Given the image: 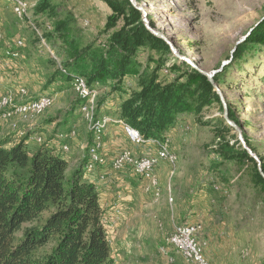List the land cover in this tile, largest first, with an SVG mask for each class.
<instances>
[{"label": "rangeland", "instance_id": "obj_1", "mask_svg": "<svg viewBox=\"0 0 264 264\" xmlns=\"http://www.w3.org/2000/svg\"><path fill=\"white\" fill-rule=\"evenodd\" d=\"M25 1L26 20H20L0 0V102L5 98L8 103L0 107V146L6 148L26 137L27 149L33 150L39 145L31 137L41 136L71 167L86 156L87 149L88 156L106 154L107 159L123 151L136 157L155 154L156 145H132L119 126L118 106L138 88V76L133 75L123 79L120 92L109 85L86 86L85 98H94L89 101H93L95 120L108 119L103 145L90 153L91 145L85 143L92 134L78 112L79 99L82 104L85 98L79 96L73 80L67 85L58 74L55 82H48L57 68L61 70L55 53L58 45L44 40L35 26L36 22L41 29H51L44 14L33 15L38 0ZM51 4L61 14H73L84 42L99 44L105 39L102 29L110 10L104 2L51 0ZM134 4L144 26L151 21L180 56L212 76L224 70L218 89L241 124V133L264 161V49L254 46L235 53L264 20V0H136ZM151 6L154 14L147 12ZM137 59L142 69L155 70L159 62L158 54L147 48L139 50ZM166 59L158 76L170 81L174 75L170 66H179V62L172 53ZM39 97L50 101L42 113L14 111ZM220 117L217 104H210L199 115L189 111L178 116L158 141L166 142L175 160L157 159L147 178L129 169L112 173L106 168L100 175L107 180L104 183L96 173L87 175L95 181L107 228L110 259L106 264H186L168 242L173 226L181 224L197 226L196 239L209 264H264V192L239 185L238 166L215 153L221 142L232 145L237 138L230 127L231 132H216ZM111 127L118 131L116 140L110 138ZM220 163L230 177L229 187L207 169ZM92 164L93 169L97 164V171H103L101 160ZM47 251L48 247L40 248L31 259L41 260Z\"/></svg>", "mask_w": 264, "mask_h": 264}, {"label": "trees", "instance_id": "obj_2", "mask_svg": "<svg viewBox=\"0 0 264 264\" xmlns=\"http://www.w3.org/2000/svg\"><path fill=\"white\" fill-rule=\"evenodd\" d=\"M100 1L106 4L110 14L102 29L105 39L99 44L84 42L78 36L73 14H61L51 0H38L33 6L34 16L44 14L51 23L48 30L41 29L35 22L41 37L58 45L55 53L61 70L57 68L48 82H55L59 74L67 85L73 80L75 88V78H79L89 89L109 85L120 92L126 76H138V88L119 104L117 117L136 130L144 141H160L178 116L189 111L199 115L210 104H217L221 112L216 132L221 135L231 132L222 118L220 99L207 78L176 60L179 66L172 65L169 69L174 73L172 80H160L158 72L164 67L166 57L171 55L168 46L146 29L140 12L129 0ZM148 26L155 28L151 21ZM244 42L236 47L235 53L254 46L264 49V20ZM142 48L158 54L155 70L142 69L137 59ZM50 61L55 64L53 59ZM223 76L222 69L212 77L219 88ZM78 104L79 112L80 99ZM226 104L228 119L242 130L231 106ZM39 137L42 143H37L39 146L33 150L27 149L26 137L10 148L0 146V264H106L110 259V247L99 192L95 181L85 178L95 173L100 176L105 171H97V164L92 172L86 170L89 149L74 168H69L59 150ZM242 137L255 154L243 132ZM60 153L65 154L61 148ZM215 153L238 166L236 180L239 185H252L257 187L256 193L264 192L261 175H264V161L256 156L260 172L256 161L237 138L232 145L221 142ZM207 169L229 187L230 177L222 163L211 164ZM97 179L103 183L107 181H101L98 176ZM43 247H48L43 259L32 260L33 253Z\"/></svg>", "mask_w": 264, "mask_h": 264}, {"label": "bare ground", "instance_id": "obj_3", "mask_svg": "<svg viewBox=\"0 0 264 264\" xmlns=\"http://www.w3.org/2000/svg\"><path fill=\"white\" fill-rule=\"evenodd\" d=\"M6 4L9 5L11 11L13 14L20 20L25 19L27 15V3L25 0H3ZM148 14H154L153 6L148 8ZM26 20V19H25ZM75 84H76V90L79 93V96L83 99L85 98V93H87L85 84L83 80L79 78H75ZM93 100L94 98L88 95V98H85V101L80 105L79 111L81 116L84 118L86 122H88L91 134H92V141L90 143V153H94L95 151L99 150L100 146L102 145V135L103 132L106 130V125L108 124V119L103 118L102 120H95V110H93ZM45 102V103H44ZM7 100L3 98L0 102V107H5L7 105ZM41 104H44L41 106ZM50 104L49 99L47 97H39L32 101H26L22 104H20L17 107H14V111H25L29 114H40L42 113ZM1 109V108H0ZM119 126L122 128L123 132L128 137L129 142L132 144V142L135 146H140L142 144H154L157 146L156 152L153 155H142L140 157H136L131 155L127 151H123L121 153H118L119 155H127L129 158H131V166L130 165H123L124 169H129L135 176H139L142 178H147L150 174H152L154 167L157 163V159H164L169 162H173L175 160V157L170 154L167 150L166 142H158L156 140H148L144 141L141 136L138 134L137 131L132 129L129 125L125 124L123 121H119ZM31 140L34 141L36 144H41L42 139L39 136L31 137ZM66 147L63 148V151H66ZM95 155L89 156V163L86 166L87 171L93 170V164L98 160ZM140 161L144 162L143 166H140ZM126 171V170H125ZM124 171V172H125ZM119 172V171H114ZM121 172V171H120ZM100 180H104L103 176L99 177ZM159 190H157L158 192ZM170 194V191H168ZM190 227L193 230H197V226L190 225ZM184 235H188V240H195V231H189V226L186 225H174L172 228V231L169 235L168 242L172 246L174 250L181 256L182 260L186 264H209L207 262H201V255L198 254L196 250H184Z\"/></svg>", "mask_w": 264, "mask_h": 264}, {"label": "water", "instance_id": "obj_4", "mask_svg": "<svg viewBox=\"0 0 264 264\" xmlns=\"http://www.w3.org/2000/svg\"><path fill=\"white\" fill-rule=\"evenodd\" d=\"M130 4L135 8V4H134V0H129ZM142 15H143V18H145V12L143 11L142 12ZM144 20V19H143ZM146 29L155 37L161 39L169 48L170 52L172 53V55L180 62H184L185 64H187L189 67H191L192 69H194L195 71H197L198 73H200L201 75L205 76L207 78V80L209 81V83L212 85L214 91L217 93L219 99H220V102L222 104V107H223V120L226 122V124L232 129V131L234 133L237 134V139L240 143V145L242 146V148L248 153V155L254 159L257 163V166H258V170L261 172L260 170V162L259 160L257 159L256 155L246 146L244 140H243V137H242V133H241V130L239 129V127H237L233 122L229 121L228 119V114H227V105L224 101V98L220 92V90L218 89V87L213 83L212 81V74H207L203 71H201L197 66H195L193 63H191L187 58L183 57V56H180L176 49L173 47V45L171 44L170 41H168L164 36H162L161 34H159L158 32H156L154 29H151L149 26H148V23H146ZM262 177L264 178V175L261 173Z\"/></svg>", "mask_w": 264, "mask_h": 264}, {"label": "built area", "instance_id": "obj_5", "mask_svg": "<svg viewBox=\"0 0 264 264\" xmlns=\"http://www.w3.org/2000/svg\"><path fill=\"white\" fill-rule=\"evenodd\" d=\"M45 103V102H44ZM44 104H41V106ZM132 144H134L132 142ZM95 160H101L103 163V171L107 169L110 170V172L113 173V171H122L123 172V165H130L131 166V158H129L127 155H119L115 153L110 159H107L106 154H104L101 157H98ZM144 162L140 161V166H143ZM107 172V171H106ZM189 226V231H195V240H188V235H184V250H196L198 254L201 255V262H207L206 258L203 256L201 246L199 242L196 239V232L197 230H193L190 227V224H181Z\"/></svg>", "mask_w": 264, "mask_h": 264}, {"label": "crops", "instance_id": "obj_6", "mask_svg": "<svg viewBox=\"0 0 264 264\" xmlns=\"http://www.w3.org/2000/svg\"><path fill=\"white\" fill-rule=\"evenodd\" d=\"M111 130L109 131V135H111L110 136V138H112V139H114V140H116L117 138H115L116 137V135H117V133H118V131H117V129H114L113 127H111L110 128ZM111 133V134H110ZM115 135V136H114ZM112 143L114 142V141H111ZM15 143H13V144H10L9 146H7L6 148H10V147H12L13 145H14ZM85 145H87V142L85 143ZM108 145V144H107ZM155 152V151H154ZM135 154V153H134ZM154 154V153H153ZM66 160V159H65ZM67 161V163H68V165H69V168H74L75 167V165L74 166H72L71 167V164L69 163V161L68 160H66ZM123 173V172H122ZM93 177H95V176H93ZM85 178L88 180V181H92L91 180V177L90 178H87V176H85ZM96 178V177H95ZM121 180H124L123 178L121 179ZM93 182V181H92ZM120 183H122L123 184V182L121 181ZM103 186V185H102ZM103 196V195H102Z\"/></svg>", "mask_w": 264, "mask_h": 264}]
</instances>
